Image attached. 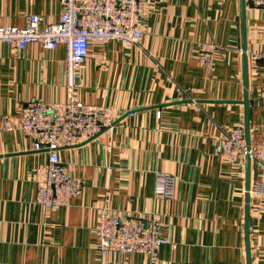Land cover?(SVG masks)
Returning <instances> with one entry per match:
<instances>
[{"label":"crops","instance_id":"crops-1","mask_svg":"<svg viewBox=\"0 0 264 264\" xmlns=\"http://www.w3.org/2000/svg\"><path fill=\"white\" fill-rule=\"evenodd\" d=\"M144 12L135 44L89 45L76 71L77 100L111 109L113 123L92 140L58 151L81 194L67 207L36 202L47 154L20 131L0 130V264H264V196L253 193L264 169L221 153L223 131L244 128L239 0H139ZM61 0H0V27L58 21ZM250 147L264 145L261 64L264 8L245 0ZM212 43L214 71L198 62ZM66 47L16 50L0 43V120L18 119L29 102L67 103ZM176 179L170 200L154 196V174ZM122 217L157 216L168 240L151 262L141 254L102 258L95 229L101 209Z\"/></svg>","mask_w":264,"mask_h":264},{"label":"built area","instance_id":"built-area-1","mask_svg":"<svg viewBox=\"0 0 264 264\" xmlns=\"http://www.w3.org/2000/svg\"><path fill=\"white\" fill-rule=\"evenodd\" d=\"M62 12L58 21L40 25L36 15L25 17L24 25L0 27V43L16 50L38 44L52 51L59 45L66 47V80L70 92L67 103L51 104L42 101L27 103L18 119L3 117L0 130L20 131L32 143L35 152H46V176L36 192V202L45 209L67 207L81 194L80 183L69 176L61 163L58 151L80 146L100 135L113 123L111 109L85 105L77 100L76 71L86 60L93 41H118L135 44L143 36L137 28L144 12L139 0H61ZM252 8H264V0H246ZM198 62L209 72L214 71L212 43L198 44ZM253 62L261 64V98L264 102V52L253 55ZM221 153L231 164L243 165L247 151L242 126L223 131ZM249 157L264 169V145L250 147ZM176 179L168 173L154 174V196L170 200L174 196ZM254 194L264 196V177L254 187ZM98 248L103 258L106 253L141 254L151 262L158 260L159 249L168 244L160 233L157 216L149 220L138 217L122 218L106 208L100 210L95 229Z\"/></svg>","mask_w":264,"mask_h":264},{"label":"water","instance_id":"water-1","mask_svg":"<svg viewBox=\"0 0 264 264\" xmlns=\"http://www.w3.org/2000/svg\"><path fill=\"white\" fill-rule=\"evenodd\" d=\"M240 3V17H241V44H242V76H243V88L244 97L242 104L244 106V135L246 145V159H245V172H246V203L248 204L249 198V167H250V142H249V118H248V92H247V55H246V41H245V0H239ZM245 237H246V248L247 257L249 263V245H248V205L246 206V217H245Z\"/></svg>","mask_w":264,"mask_h":264}]
</instances>
